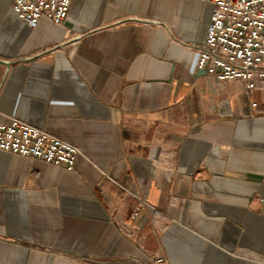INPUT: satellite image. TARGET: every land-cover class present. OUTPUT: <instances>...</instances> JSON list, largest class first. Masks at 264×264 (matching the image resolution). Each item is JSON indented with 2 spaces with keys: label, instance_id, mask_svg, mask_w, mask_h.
I'll use <instances>...</instances> for the list:
<instances>
[{
  "label": "crops",
  "instance_id": "1",
  "mask_svg": "<svg viewBox=\"0 0 264 264\" xmlns=\"http://www.w3.org/2000/svg\"><path fill=\"white\" fill-rule=\"evenodd\" d=\"M14 2L0 122L81 154L68 171L0 150V264H264V100L198 69L209 0H74L35 28Z\"/></svg>",
  "mask_w": 264,
  "mask_h": 264
},
{
  "label": "built area",
  "instance_id": "2",
  "mask_svg": "<svg viewBox=\"0 0 264 264\" xmlns=\"http://www.w3.org/2000/svg\"><path fill=\"white\" fill-rule=\"evenodd\" d=\"M74 0H15L19 20L35 28L42 18L61 26ZM214 9L198 69L220 83L243 82L254 91L264 82V0H209ZM253 103V107H257ZM0 150L73 171L80 150L17 118L0 122ZM138 209L132 215L136 217ZM158 259L155 264H163Z\"/></svg>",
  "mask_w": 264,
  "mask_h": 264
},
{
  "label": "rangeland",
  "instance_id": "3",
  "mask_svg": "<svg viewBox=\"0 0 264 264\" xmlns=\"http://www.w3.org/2000/svg\"><path fill=\"white\" fill-rule=\"evenodd\" d=\"M233 87L232 93H235L237 102L247 106L253 101L262 102L264 100V83L257 82V89L249 91L243 82H231Z\"/></svg>",
  "mask_w": 264,
  "mask_h": 264
},
{
  "label": "water",
  "instance_id": "4",
  "mask_svg": "<svg viewBox=\"0 0 264 264\" xmlns=\"http://www.w3.org/2000/svg\"><path fill=\"white\" fill-rule=\"evenodd\" d=\"M205 73V72H204Z\"/></svg>",
  "mask_w": 264,
  "mask_h": 264
}]
</instances>
